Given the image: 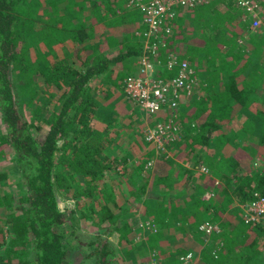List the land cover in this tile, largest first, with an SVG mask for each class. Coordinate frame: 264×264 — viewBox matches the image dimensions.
Wrapping results in <instances>:
<instances>
[{"label":"trees","instance_id":"1","mask_svg":"<svg viewBox=\"0 0 264 264\" xmlns=\"http://www.w3.org/2000/svg\"><path fill=\"white\" fill-rule=\"evenodd\" d=\"M255 1L264 20V0ZM129 5V0H0V152L11 156L22 182L5 192L8 175L0 173V264H75L78 257L80 264H126L132 258L146 264L147 253L132 244L143 232L141 218L120 224L135 203L150 225L145 232L150 251L161 240L176 245L165 239L170 224L198 240L200 264H224L230 256L234 264H264L258 236L250 237L257 231L264 238L263 222L244 224L242 209L254 194L264 199V33L241 24L243 11L234 0H209L164 17L160 54L152 58L160 64L156 78L176 75L166 61L178 53L179 61L194 68L202 96L182 99L170 115L165 106L162 118L180 121L182 149L199 155L190 169L166 158L164 168L157 162L149 171L145 164L156 156L152 149L143 152L148 142L131 113L137 106L123 93L143 54L135 32L145 30L141 11ZM114 95L131 112L103 115L101 100L105 104ZM23 104L32 110L28 121L20 115ZM240 115L241 129L233 133ZM129 125L134 136L123 137ZM225 147L231 148L228 154ZM128 152L135 157L132 166ZM202 165L210 177L199 172ZM178 172L187 181L181 208L167 199L181 195ZM206 192L213 193L210 201L202 199ZM235 198L240 205L231 211ZM216 219L218 232L208 236L199 230ZM75 220L96 231L84 246L75 236ZM180 254L170 255L166 264H180Z\"/></svg>","mask_w":264,"mask_h":264},{"label":"rangeland","instance_id":"2","mask_svg":"<svg viewBox=\"0 0 264 264\" xmlns=\"http://www.w3.org/2000/svg\"><path fill=\"white\" fill-rule=\"evenodd\" d=\"M38 1L39 0H35V2H38ZM141 1L144 3V0H141ZM23 3H26V1L23 2ZM129 6L135 8V6L132 5V4H130ZM180 9L181 8H176V11H179ZM195 13H196V9L188 12L184 16V18L189 21L191 19V17L193 16V14H195ZM240 18H241V24L242 25L243 24L252 25L251 18L250 19H245L242 14H241ZM261 22H262V26H260L259 29L252 30L251 27H250L251 33H253V34H262V33H264V20L262 19V15H261ZM185 25H187V26H185V28L191 29L189 27L190 24H185ZM239 25H240V23H239ZM131 31L134 32V30H131ZM143 31H144V28H143ZM244 38L246 39L245 35L241 36L240 42ZM161 40H163V39H162V33L160 32V34H158L159 44H161ZM240 42H238V44L241 45ZM159 54L160 53H158L155 57H158ZM175 55H178V53H176ZM149 63L152 66V74L149 75V78L158 79V78H156V76L158 74V68H159L160 64L156 63L152 58L150 59ZM137 71H138V67H137L135 73H137ZM135 73H133L131 76L135 75ZM193 83H195V85L197 86L195 77H194ZM196 86L194 88V91L190 95L191 97L188 98L189 101H192V102L193 101H198L201 98V96H202V94L200 93L201 94V96H200L199 91L196 90ZM212 91H213L212 94H215L217 92L216 89H213ZM111 98L112 99L109 100V102L106 100L105 104H103L104 100L103 99L101 100V102H102L101 104L102 105L100 104L99 111L103 115H106L108 112H116L117 114L121 113L122 111L131 112L129 107H125V106L122 105V103H121L122 96L118 97V95L117 96L114 95ZM182 99H183V97L180 98V100H182ZM17 100L18 99L16 97V101ZM119 102H120V104H118ZM108 104H110V105L108 106ZM135 104L137 106V107H134V108H136V111L135 112H131V113H133V116H135L137 114V117H138L139 123H140V125L138 127L142 130V132H144L143 135L145 137L146 143H147V140H146L147 137H151V136L154 137L153 132H155L154 130L157 127L158 124H161L164 127L170 128L169 131H168V133L170 134L169 140H167L166 142L161 143V145H160V144H156L154 142V138H153L152 139L153 141L152 142H148V144L143 148V152L144 151H150L152 149L153 152L155 153V156H156L154 160H151V161H149L148 163L145 164L146 169L149 170V171H153L156 168V166H157V164H156L157 162H158V166L161 165L160 167L164 168L165 165H162L161 161L166 159V158H171V159L175 160L176 163L179 164L181 169L182 168L190 169L195 164V161H197V158L195 157V155L197 156V155H199V153L196 152L194 154H189L190 155L189 156L185 152V150H187V149H185V150L182 149L183 147H181V145H180V140L183 138V132H184L183 124L180 121H172V122H170L169 120H163V118H162L163 111H160L159 113H155V114H152V115H148L147 113H145V111L136 102H135ZM162 110H165V109L162 108ZM19 111H20V115L22 116V118L24 116L25 120L28 121V119L30 117V113L32 112V110L26 108V105L23 104L19 108ZM167 112H168V115L171 114V112L169 110ZM243 121H244V116H242V115L236 117L233 120V126H232L233 127V133H235V132L239 131V129H241V125H242ZM175 127H176V130H175ZM149 131H150V134L148 133ZM223 132L229 133V129H228L227 126L224 127ZM121 135L123 137H128V138H130L129 135L134 136L133 135V127H130V125L127 126L126 130H124ZM172 143H176V144L172 145ZM230 150H231L230 147H225L226 154H228L230 152ZM248 151H252V149L249 148ZM128 158H129L128 164L130 166H132L134 164L135 157L131 154V152H128ZM11 161H12L11 156H8L7 154H5L2 151L0 152V173H7V175H8V178H7V180L5 182V186H4L5 187V189H4L5 192H9L10 191L9 189H11V188L19 189L20 187H22V182H21L20 179H18V175H17L19 167H17L16 164H14V162L13 161L11 162ZM256 162H258V161L256 160ZM257 164L260 165V163H257ZM258 165H257V167H258ZM119 170H121V167H119ZM199 172L201 174L205 175V176L210 177L208 169L205 166H203V165L199 167ZM139 179H140V177L138 178V180ZM175 180H176V182L179 185V187L178 186L177 187H178V192H181V195L180 196L178 195L176 198L173 195L174 200L170 199V198H167V199L170 200L168 202H172V203H174L176 205V207L181 208L182 207V202L188 199V197L185 196L184 191L181 189L182 186L187 182L185 180V174L183 172H181V173L178 172L176 174ZM217 183L218 182L216 181V184ZM23 190L26 191V189H24V188H23ZM116 197L118 199V193L116 194ZM212 197H213V193L212 192H206L203 195L202 199H204V201H210ZM249 203H251V202H249ZM249 203L244 205V207L242 208L243 209V213H244L245 207ZM239 205H240L239 204V200L235 198L233 204H231L229 206V209L231 211H233L232 209H234L236 207H239ZM141 210H142V206H140V204L137 205V203H135L134 205L130 206L128 208V211L121 216L120 224L129 223L131 220H133L135 215L137 216V218H141L140 226L142 227L143 232H142V234H140L138 236L135 234L136 236L134 237V240H133L132 244H135L138 250H140V251L144 250L147 253V255H148L147 259L148 260L146 261V264H166L165 260L168 259L169 257H172L170 255H173V253H176V252L181 253L180 256H179L180 264H200L197 261H198V258L200 257V250L202 249V247H201L200 243L198 242V240H196L195 237L193 238V236L190 235V233L182 234V233H180L178 231L175 232L173 230V227L170 224H168V234H167V237L165 239L166 240H168V239L174 240L175 239L176 245H174V243H170L169 244L167 241H165V240L162 241L161 240L158 243L159 248L157 250H155V251L148 250L147 249V241L148 240H147V236H146L145 232H146L147 229L150 228V225H146V223H148V221H143L142 220L141 213H140ZM244 216H245V214L243 215V218H244ZM180 219L181 218H178L179 221H181ZM206 220H208V219H206ZM70 221L72 222V217H71ZM219 221H221V220H219ZM223 221L225 222V220H223ZM260 222H262V221L258 220V221L249 223L247 220H245L244 224L247 225L249 223L251 225L252 224L256 225V224H260ZM212 223L218 225L219 222L216 219V221L212 222ZM74 227L76 229L75 236L79 240V244L83 245V246L86 245V243L91 240L90 236L92 234L96 233V231H93L92 227H90V223L87 222V221H84V220H77V221L75 220ZM262 227H264V223H263ZM237 228L242 229L243 227L238 225ZM255 234L258 236L259 251L264 256V238H263V234H261V233L259 234L258 233L259 234L258 235L257 231H256V233L255 232L252 233V236L250 235V237H252V239H253V237H255ZM106 237L110 238V239H113V240L117 239L116 236H106ZM207 239H208L207 237L204 238L205 241ZM250 239L251 238H249V240ZM117 250L119 251L121 260L123 262H125L124 258H123L124 249H122L121 247H118V245H117ZM77 255L78 254H75V256H77ZM117 257H118V255H117ZM80 260L81 259L78 257L75 260V262H76L75 264H80ZM234 260H235V258L233 256H230L229 258L226 259L224 264H234ZM126 264H135V258H132V260L130 262H126ZM173 264H177L176 261H174Z\"/></svg>","mask_w":264,"mask_h":264},{"label":"built area","instance_id":"3","mask_svg":"<svg viewBox=\"0 0 264 264\" xmlns=\"http://www.w3.org/2000/svg\"><path fill=\"white\" fill-rule=\"evenodd\" d=\"M208 0H129V4L139 8L143 15L142 24L145 25L143 33L135 32V35L142 37V55L139 57L137 66L138 71L135 75L128 77L123 84V93L136 102L148 115L159 113L167 107V110L174 112L178 107L180 98H190L195 88L193 83L195 77L194 69L186 61H179L177 55L170 53L166 61V69L169 72L177 70L176 75L166 81L160 79H151L152 66L149 63L151 58L158 54V34L164 17L172 16L176 8L192 9L196 6L204 5ZM236 8L243 11L245 19H250L252 30L259 29L262 26L261 13L258 10V3L255 0H234ZM137 6V7H136ZM243 18V19H244ZM168 33L167 30H165ZM151 51V55H147ZM193 99V98H192ZM170 103V105H168ZM166 106V107H165ZM170 128L158 124L153 132L154 137H147V142L160 144L170 138L168 133ZM176 130V127H175ZM150 134V131L148 132ZM245 220L249 223L261 220L264 223V199L254 194V200L249 203L245 209ZM247 223V222H246ZM248 223V224H249ZM146 225H149L146 223ZM218 225L210 222L203 223L199 230L210 236L218 232Z\"/></svg>","mask_w":264,"mask_h":264},{"label":"bare ground","instance_id":"4","mask_svg":"<svg viewBox=\"0 0 264 264\" xmlns=\"http://www.w3.org/2000/svg\"><path fill=\"white\" fill-rule=\"evenodd\" d=\"M173 13H174V11H173ZM165 23H166V21H165ZM166 28V27H165ZM160 34V33H159ZM136 74V73H135Z\"/></svg>","mask_w":264,"mask_h":264}]
</instances>
